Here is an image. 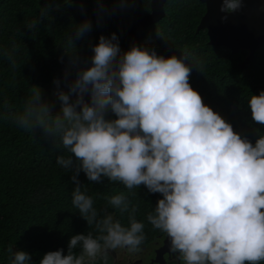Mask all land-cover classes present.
Wrapping results in <instances>:
<instances>
[{"label":"clouds","instance_id":"1","mask_svg":"<svg viewBox=\"0 0 264 264\" xmlns=\"http://www.w3.org/2000/svg\"><path fill=\"white\" fill-rule=\"evenodd\" d=\"M95 2L99 24L105 16L128 10L135 0ZM62 3L71 5L73 0H45L39 15L23 27L29 34L38 33V26L50 21ZM243 4L220 0L221 20L227 21ZM91 30L92 21L86 18L65 34L73 50L65 51L64 86L53 79L59 101L55 114L35 84L29 85L19 108L7 99L0 101V119L33 137L40 130L70 153L58 155L56 163L71 173L72 205L92 229L71 235L66 252L48 251L38 264H107L112 252L143 251L145 223L137 219L138 205L119 192L105 197L107 204L98 210L79 179L81 172L89 182L106 178L122 184L134 196L141 185L161 194L146 220L165 235L168 254L178 264H264V132L255 129L253 143L204 102L190 76L191 66L203 73L206 61L187 47L179 56L167 57L146 44L122 50L112 33L100 35L91 45L90 59L82 60L74 39ZM15 31L25 34L21 28ZM20 50L15 36L9 46L0 45L13 86ZM247 104L252 121L264 126V90L251 94ZM109 206L127 213V224ZM7 252L10 264H35L27 251L10 246Z\"/></svg>","mask_w":264,"mask_h":264},{"label":"trees","instance_id":"2","mask_svg":"<svg viewBox=\"0 0 264 264\" xmlns=\"http://www.w3.org/2000/svg\"><path fill=\"white\" fill-rule=\"evenodd\" d=\"M44 3L45 0H0V45L9 46L10 37L15 36L21 49L14 74L15 86L11 83L13 73L8 62L0 58V101L7 99L16 108L20 107L29 85H54L53 79L59 78L69 59L65 51L73 50L67 47L65 34L76 24L86 18L92 21V30L82 39H74L76 53L82 60L90 59L91 45L98 43L100 35L116 33L121 49H129L132 43L120 18L130 20L133 15L146 14L151 9V0H135L128 10L105 16L98 24L95 0H73L71 5L62 3L59 11H53L52 19L38 26V33L29 34L23 25L39 15V6L43 7ZM112 6L110 2L108 7ZM164 10L165 16L150 24L137 44L155 48L157 54L166 57L179 56L187 47L205 60L203 73L191 66V86L207 105L233 125L235 131L254 143L257 139L255 129L264 132V126L252 121L247 102L251 94L264 90V43L255 51L250 63L241 68L239 64L246 50L232 52L225 46L212 45L208 42L207 30L197 29L206 10L204 2L166 0ZM17 28L25 34L16 33ZM58 155L70 153L57 148L40 130L33 137L0 119V264H10L7 252L10 246L14 251H27L38 264L48 251L64 248L66 252L71 235L92 230L72 205L71 173L57 165ZM79 179L86 185L87 194L94 198V207L98 210L107 204L105 197L119 192H124L138 205L137 219L145 223L144 246L165 236L153 230L146 220V214L162 198L161 194L149 193L141 185L133 190L137 193L134 196L122 184L109 183L106 178L101 183L89 182L83 172ZM108 210L115 211L116 218L127 224V213L121 214L110 206ZM107 264H112L110 257ZM165 264H177V261Z\"/></svg>","mask_w":264,"mask_h":264},{"label":"water","instance_id":"3","mask_svg":"<svg viewBox=\"0 0 264 264\" xmlns=\"http://www.w3.org/2000/svg\"><path fill=\"white\" fill-rule=\"evenodd\" d=\"M205 3L206 10L197 29L205 28L208 32L209 43L216 46H225L232 52L246 50L247 54L239 64L245 68L254 56L255 51L264 43V0H244L240 11L228 14V20L222 21L224 13L219 11L220 0H200ZM166 0H151V9L148 13H137L130 20L120 18L127 28V36L132 44L140 42L147 27L165 16L164 4ZM161 259H168L169 241L164 238L162 246L158 248ZM174 256V255H173ZM162 264V263H161ZM164 264V262H163Z\"/></svg>","mask_w":264,"mask_h":264},{"label":"flooded vegetation","instance_id":"4","mask_svg":"<svg viewBox=\"0 0 264 264\" xmlns=\"http://www.w3.org/2000/svg\"><path fill=\"white\" fill-rule=\"evenodd\" d=\"M49 89V87H46ZM164 237L156 240L152 245L149 246H142L143 251L137 255H129L126 251L123 250L125 253V256L127 258L118 257V253L112 252L109 257L112 260V264H121L123 260H126L124 264H164L171 261L176 260L175 256L171 255L168 259L164 257V259H161L162 262H160L159 255H158V248L162 246ZM177 261V260H176ZM178 264V261H177Z\"/></svg>","mask_w":264,"mask_h":264},{"label":"rangeland","instance_id":"5","mask_svg":"<svg viewBox=\"0 0 264 264\" xmlns=\"http://www.w3.org/2000/svg\"><path fill=\"white\" fill-rule=\"evenodd\" d=\"M75 73L72 72V76H74ZM71 78V77H70ZM59 79L61 80V87L64 86V69L61 70ZM40 87V86H39ZM43 90V96L46 100L50 101L54 107H53V112L58 111L59 110V101L57 100V98L53 95V91L55 88V85H52L49 87V89H47L46 87H40ZM118 257H122V258H127V256H125V253L123 252V250H118ZM126 262V260H123V262L121 264H124Z\"/></svg>","mask_w":264,"mask_h":264}]
</instances>
